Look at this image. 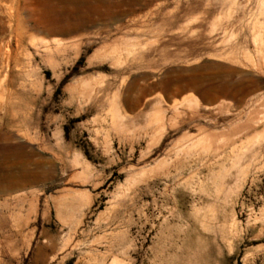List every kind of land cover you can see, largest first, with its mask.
Here are the masks:
<instances>
[{"label":"rangeland","instance_id":"374dc122","mask_svg":"<svg viewBox=\"0 0 264 264\" xmlns=\"http://www.w3.org/2000/svg\"><path fill=\"white\" fill-rule=\"evenodd\" d=\"M0 264H264V0H0Z\"/></svg>","mask_w":264,"mask_h":264},{"label":"bare ground","instance_id":"6f19581e","mask_svg":"<svg viewBox=\"0 0 264 264\" xmlns=\"http://www.w3.org/2000/svg\"><path fill=\"white\" fill-rule=\"evenodd\" d=\"M247 129V128H246ZM22 174V173H21ZM4 181L6 182H12V183H18L19 180L18 179H15L14 177L10 176V175H7L5 178H4Z\"/></svg>","mask_w":264,"mask_h":264}]
</instances>
